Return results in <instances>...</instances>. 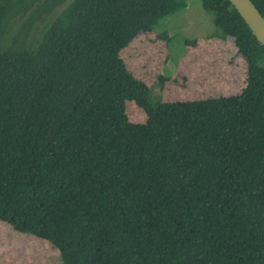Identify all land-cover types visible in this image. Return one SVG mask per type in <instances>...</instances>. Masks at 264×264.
<instances>
[{"label": "trees", "instance_id": "16d2710c", "mask_svg": "<svg viewBox=\"0 0 264 264\" xmlns=\"http://www.w3.org/2000/svg\"><path fill=\"white\" fill-rule=\"evenodd\" d=\"M28 1L0 0V221L62 264H264V45L234 5L203 0L244 89L162 102L120 52L182 0H70L36 47L27 27L3 47Z\"/></svg>", "mask_w": 264, "mask_h": 264}, {"label": "rangeland", "instance_id": "374dc122", "mask_svg": "<svg viewBox=\"0 0 264 264\" xmlns=\"http://www.w3.org/2000/svg\"><path fill=\"white\" fill-rule=\"evenodd\" d=\"M69 1L52 8L46 5L48 0L28 1L6 24L3 47H9L24 27V47H36L46 27ZM182 1L185 7L160 20L154 29L138 34L120 52L127 67L150 86L154 99L162 102L241 93L247 84V64L233 38L216 26L203 0ZM126 113L132 122L147 119L133 100L126 101ZM0 264H62V258L49 240L0 221Z\"/></svg>", "mask_w": 264, "mask_h": 264}, {"label": "water", "instance_id": "95a60500", "mask_svg": "<svg viewBox=\"0 0 264 264\" xmlns=\"http://www.w3.org/2000/svg\"><path fill=\"white\" fill-rule=\"evenodd\" d=\"M245 20L258 41L264 45V16L252 0H229Z\"/></svg>", "mask_w": 264, "mask_h": 264}]
</instances>
